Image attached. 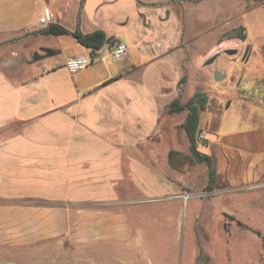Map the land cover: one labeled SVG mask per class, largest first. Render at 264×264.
I'll return each instance as SVG.
<instances>
[{
  "label": "crops",
  "instance_id": "0c3cea01",
  "mask_svg": "<svg viewBox=\"0 0 264 264\" xmlns=\"http://www.w3.org/2000/svg\"><path fill=\"white\" fill-rule=\"evenodd\" d=\"M238 1L0 0L5 264H122L121 250L133 230L126 206L173 199L180 207L181 194L201 192L187 174H171L169 156L179 150L165 146L171 117L166 108L193 95H185L191 58L201 64L241 51L247 28L242 25L244 38H238L241 24H222V18L237 20L264 3L252 9L250 0L238 11ZM44 8L53 18L41 26ZM205 15H218V27L204 26ZM49 24L68 32H43ZM215 29L201 53V42ZM99 30L111 43L94 54L73 36ZM115 42L127 46L120 60L110 55ZM42 48L55 53L33 60ZM73 55H89L93 62L70 74L62 64ZM209 72L224 75L218 68ZM263 81L249 82L245 95H237L241 112L223 115L208 94L199 112L198 130L206 137L201 153L231 188L264 185V90L255 89ZM183 141L189 145L186 132ZM199 165L200 184H207L208 168Z\"/></svg>",
  "mask_w": 264,
  "mask_h": 264
},
{
  "label": "rangeland",
  "instance_id": "374dc122",
  "mask_svg": "<svg viewBox=\"0 0 264 264\" xmlns=\"http://www.w3.org/2000/svg\"><path fill=\"white\" fill-rule=\"evenodd\" d=\"M253 2L259 7L264 0ZM245 3L249 4L250 0L238 1V11L244 10ZM221 5L222 1L215 2L217 12ZM206 6L209 7L207 2ZM207 10L206 13L209 12ZM219 18L218 15H205L203 25L211 26L212 30L213 24L218 27ZM234 23L247 28V38L241 51L232 55L221 54L207 65H203L206 58L201 64L191 58L186 73V97L195 91H203L213 104L222 108L223 115L241 112L242 108L235 102L237 95H245L249 82L264 80V53L260 50L264 44V7L238 15L237 20L222 18V24L234 26ZM217 30L208 32L203 39L199 46L201 53L207 50ZM213 68L222 69V79L209 72ZM255 89H264L263 84ZM187 100L180 99L179 102L184 104ZM186 114V110L171 114L163 136L168 135L165 146L179 150H173L171 174H187L189 183L202 188L201 192L185 201L181 199L180 207L173 199L126 206L133 230L130 240L121 250L122 264H264V185L258 182L235 189L225 184L221 189L207 190V184H200L197 164L205 169L208 166L197 162L189 145L183 141ZM196 147L204 152L206 146L199 143ZM5 261L0 257V264H5Z\"/></svg>",
  "mask_w": 264,
  "mask_h": 264
},
{
  "label": "trees",
  "instance_id": "16d2710c",
  "mask_svg": "<svg viewBox=\"0 0 264 264\" xmlns=\"http://www.w3.org/2000/svg\"><path fill=\"white\" fill-rule=\"evenodd\" d=\"M257 5H258L257 3L254 4L253 2L252 9L257 7ZM244 31H245V27L241 25L236 29L234 36L238 38H244V34H245ZM43 32L53 35H60L67 33L68 31L62 26L56 24H49L46 28L43 29ZM73 36L81 45L88 48L92 54H94L97 50L101 49L106 43L109 44L111 43L110 38H107L104 32L100 30L88 34H82L81 32L76 31L73 33ZM184 81H185V76H183L180 79V83H183ZM207 102H208V97L206 93H204L203 91H196L193 93L191 97L188 98V100L184 104H181L178 99H175L172 102H170L166 108V113L168 115H171L174 113H180L184 110L187 111L183 127L189 140V149L194 155L195 160L197 162H204L208 166V181L206 188L207 190H213V189L223 188L224 185L227 184V181L214 172L211 166L210 158L206 154H203L200 151H198L196 147V144H198L196 141V134L198 132L199 112L205 109ZM173 154L174 152L170 153L169 156L170 166H172L171 156ZM237 224L241 225V222L237 221ZM262 241L264 245V236H262ZM263 261H264V249H263Z\"/></svg>",
  "mask_w": 264,
  "mask_h": 264
},
{
  "label": "built area",
  "instance_id": "2783aa9c",
  "mask_svg": "<svg viewBox=\"0 0 264 264\" xmlns=\"http://www.w3.org/2000/svg\"><path fill=\"white\" fill-rule=\"evenodd\" d=\"M52 13L49 8H44L42 14L39 17V24L41 26L46 25L52 21ZM110 55L115 60H120L127 55V46L123 42H115L112 49L110 50ZM93 59L89 55H73L66 58L63 62V66L68 70L70 74L81 71L91 65ZM55 67V66H54ZM264 88V83H263ZM262 90V89H261ZM264 90V89H263ZM196 141L199 143H204L206 141L205 131L198 130L196 134ZM184 199L189 197L188 193L181 194Z\"/></svg>",
  "mask_w": 264,
  "mask_h": 264
},
{
  "label": "water",
  "instance_id": "95a60500",
  "mask_svg": "<svg viewBox=\"0 0 264 264\" xmlns=\"http://www.w3.org/2000/svg\"><path fill=\"white\" fill-rule=\"evenodd\" d=\"M42 53H39V52H34L33 55H32V59L33 60H38V59H42L44 57H48V56H51L53 55L55 52L48 49V48H42L41 49ZM215 56H212L210 58H208L206 61H205V64H210L211 62H213Z\"/></svg>",
  "mask_w": 264,
  "mask_h": 264
}]
</instances>
